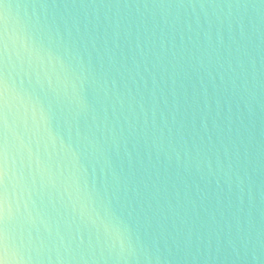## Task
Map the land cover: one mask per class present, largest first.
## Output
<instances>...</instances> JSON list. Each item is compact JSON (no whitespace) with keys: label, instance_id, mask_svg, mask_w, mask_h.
<instances>
[{"label":"water","instance_id":"1","mask_svg":"<svg viewBox=\"0 0 264 264\" xmlns=\"http://www.w3.org/2000/svg\"><path fill=\"white\" fill-rule=\"evenodd\" d=\"M4 3L11 264H264V0Z\"/></svg>","mask_w":264,"mask_h":264},{"label":"snow or ice","instance_id":"2","mask_svg":"<svg viewBox=\"0 0 264 264\" xmlns=\"http://www.w3.org/2000/svg\"><path fill=\"white\" fill-rule=\"evenodd\" d=\"M4 0H0V8L4 6ZM3 20V12L0 11V22ZM7 39L6 34L0 27V264H11L17 254L10 248L8 234V219L10 212L8 192V161L10 154L9 130L11 121L24 126L25 132L32 131L34 136L39 135L41 128L35 119V109L29 108L20 93L13 94L10 90L7 78ZM19 101V103H17ZM32 122V128L29 123ZM18 150L32 155L31 141L28 144L17 137Z\"/></svg>","mask_w":264,"mask_h":264}]
</instances>
